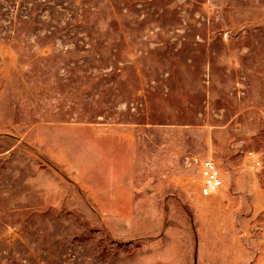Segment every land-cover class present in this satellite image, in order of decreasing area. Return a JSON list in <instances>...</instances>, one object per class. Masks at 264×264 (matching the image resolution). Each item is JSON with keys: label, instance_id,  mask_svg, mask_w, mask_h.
I'll list each match as a JSON object with an SVG mask.
<instances>
[{"label": "rangeland", "instance_id": "rangeland-1", "mask_svg": "<svg viewBox=\"0 0 264 264\" xmlns=\"http://www.w3.org/2000/svg\"><path fill=\"white\" fill-rule=\"evenodd\" d=\"M0 264H264V0H0Z\"/></svg>", "mask_w": 264, "mask_h": 264}, {"label": "built area", "instance_id": "built-area-1", "mask_svg": "<svg viewBox=\"0 0 264 264\" xmlns=\"http://www.w3.org/2000/svg\"><path fill=\"white\" fill-rule=\"evenodd\" d=\"M259 161H254L258 165ZM198 174L200 177L199 194L208 197L216 194L223 186L224 180L221 169L212 158L204 157L199 161Z\"/></svg>", "mask_w": 264, "mask_h": 264}, {"label": "crops", "instance_id": "crops-1", "mask_svg": "<svg viewBox=\"0 0 264 264\" xmlns=\"http://www.w3.org/2000/svg\"><path fill=\"white\" fill-rule=\"evenodd\" d=\"M223 176V175H222ZM223 180H224V178H223Z\"/></svg>", "mask_w": 264, "mask_h": 264}]
</instances>
